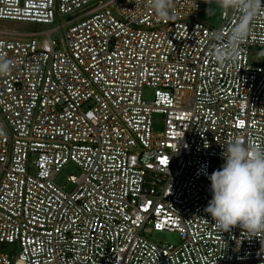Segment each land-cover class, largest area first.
<instances>
[{"label": "built area", "instance_id": "built-area-1", "mask_svg": "<svg viewBox=\"0 0 264 264\" xmlns=\"http://www.w3.org/2000/svg\"><path fill=\"white\" fill-rule=\"evenodd\" d=\"M205 3L0 0V20L52 26L0 30V264H264V232L205 211L224 143L264 149V0L216 27Z\"/></svg>", "mask_w": 264, "mask_h": 264}, {"label": "clouds", "instance_id": "clouds-1", "mask_svg": "<svg viewBox=\"0 0 264 264\" xmlns=\"http://www.w3.org/2000/svg\"><path fill=\"white\" fill-rule=\"evenodd\" d=\"M161 17L167 15L170 0H149ZM206 3L209 0H205ZM237 0H219L228 7ZM208 11V9H207ZM247 22L234 29L237 38L247 35ZM8 62L0 63V72L7 69ZM221 169L212 172V199L205 211L215 221V227L228 232L239 226L247 237L264 232V149L249 146L237 139L224 143Z\"/></svg>", "mask_w": 264, "mask_h": 264}, {"label": "rangeland", "instance_id": "rangeland-1", "mask_svg": "<svg viewBox=\"0 0 264 264\" xmlns=\"http://www.w3.org/2000/svg\"><path fill=\"white\" fill-rule=\"evenodd\" d=\"M208 9V11H207ZM223 9V6L218 3H205L201 4L198 12L199 21L204 24L212 27H216L220 24V14ZM59 22V21H58ZM56 23L54 26H58L59 23ZM52 26L47 25H37L30 22H18V21H10V20H0V30H6L11 32H20V33H29L33 31H44L46 29L51 28ZM60 36V33H59ZM143 96L146 100H150L152 98V91L145 89L143 91ZM162 125L158 126L156 129L161 130ZM221 164L212 161L210 163V171L214 172L216 170L221 169ZM80 174L79 169L73 165L72 163L67 164L63 167L61 172L54 178V183L58 186L63 187L66 191H70L73 188L72 184L66 182V179L69 175L78 176ZM144 236L152 242L155 243H169V244H177L179 242V237L177 234L168 233V232H156L151 231L148 234H144ZM3 249L9 250L11 246L3 245Z\"/></svg>", "mask_w": 264, "mask_h": 264}, {"label": "snow or ice", "instance_id": "snow-or-ice-1", "mask_svg": "<svg viewBox=\"0 0 264 264\" xmlns=\"http://www.w3.org/2000/svg\"><path fill=\"white\" fill-rule=\"evenodd\" d=\"M162 163H163V161H162Z\"/></svg>", "mask_w": 264, "mask_h": 264}]
</instances>
